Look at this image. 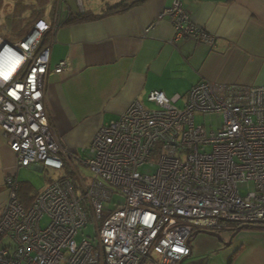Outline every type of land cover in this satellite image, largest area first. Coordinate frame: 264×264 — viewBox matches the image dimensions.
Returning <instances> with one entry per match:
<instances>
[{"label":"built area","instance_id":"obj_1","mask_svg":"<svg viewBox=\"0 0 264 264\" xmlns=\"http://www.w3.org/2000/svg\"><path fill=\"white\" fill-rule=\"evenodd\" d=\"M162 16L170 18L174 41L213 45L180 0ZM50 30L39 20L15 44L0 37V130L17 169L66 168L75 179H55L25 208L16 178H5L0 264H182L195 232L264 227V87L201 81L183 96L152 91L150 107L133 101L95 133L82 159L62 146L45 109L50 46L40 44ZM68 71L66 61L52 69ZM156 153L155 174L142 175ZM75 162L90 171L88 184ZM250 183L252 191L239 190ZM88 222L95 243H76Z\"/></svg>","mask_w":264,"mask_h":264},{"label":"crops","instance_id":"obj_2","mask_svg":"<svg viewBox=\"0 0 264 264\" xmlns=\"http://www.w3.org/2000/svg\"><path fill=\"white\" fill-rule=\"evenodd\" d=\"M28 1L14 3L12 15L25 14L24 24H29L13 44L36 21L51 26L42 44L50 46L45 109L62 146L79 158L88 153L95 133L116 121L133 101L149 106L146 97L152 91L166 97L183 96L201 81L264 87V0H180L191 21L214 37L213 45L190 38L174 41L170 18H159L172 7L173 0H146L124 13L71 25L67 24L70 18L102 14L121 0ZM132 1L136 0H128ZM62 61L69 64V71L54 74L52 69ZM20 170L0 130V208L8 196L5 178L14 176L21 183ZM243 231L233 241H239ZM219 235L227 244L229 234L223 231ZM256 235L263 241V234ZM203 236L207 235L192 238L191 255L182 264L188 260L189 264H264V259L257 257L240 262L239 258L218 260L215 252L227 246L210 236L215 242H199L195 250L194 242ZM248 249L239 250L241 256L252 250Z\"/></svg>","mask_w":264,"mask_h":264},{"label":"rangeland","instance_id":"obj_3","mask_svg":"<svg viewBox=\"0 0 264 264\" xmlns=\"http://www.w3.org/2000/svg\"><path fill=\"white\" fill-rule=\"evenodd\" d=\"M16 1L18 2V4H22V5L29 2L28 0H0V36L5 38L7 40V43L9 44H13V41H15L23 33V30L25 29L24 28L25 27L24 18L26 15L23 14L24 16H21L18 13H15L14 16L12 15L14 3ZM144 106L147 108L150 107L147 105H144ZM201 120L202 119L196 118V124H201L202 123ZM81 155L83 156V159L90 157L88 153L86 154L83 153ZM158 160H159V154L158 153L153 154L149 158L147 164L139 168V172L142 175H147V176L154 175L157 170ZM74 167L76 171L78 172L79 177L88 184L90 181V177L92 176L90 171L86 167L78 164L77 162L74 163ZM66 175L70 176L66 168L60 171L46 168L42 172L21 169L18 179L21 183H24V182L28 183V185L30 186V190H29L30 193L35 194L41 191L45 187V185L48 183L49 180L58 179ZM70 178L75 179V176L72 175ZM253 189L254 187L252 183L248 184L247 187L246 185L239 186V190L242 193L252 191ZM113 202L115 204L121 205L122 199L119 197L118 198L115 197L113 199ZM114 207L115 206L113 204L109 205L110 209H113ZM46 224H47V220L43 219L41 222V226L44 227ZM224 232L229 234V238L227 239V242H229L231 235L233 234L234 231L226 230ZM243 232L245 233L242 237L238 239L239 241L237 242L233 241L229 246H227V248L221 247L217 252H215L217 253L215 255V258H217L218 260H222V261L224 259L226 260L229 258H232V259L239 258L238 262L244 261L249 258L256 260V258L254 257H257V259L259 258L260 260H263L264 259V229H247V230H244ZM257 233L263 234L262 235L263 239H261L263 241H260L258 238H256ZM95 237H96L95 227L91 222H88L87 225L79 231L78 235L75 238V241L76 243H79L81 240L86 239L93 244L95 243L94 242ZM206 241L209 243L215 242L212 238L207 237V236H203L202 239L198 237L196 241L194 242V249L195 250L197 249V245H196L197 243L199 242L207 243ZM211 244H214V243H211ZM205 246H208V245H203V247ZM248 246H250L251 247L250 249L252 250L241 256L242 253L240 251L244 249H248L247 248ZM248 250H246V252ZM189 263L191 262H189L188 260V261H185L183 264H189Z\"/></svg>","mask_w":264,"mask_h":264},{"label":"trees","instance_id":"obj_4","mask_svg":"<svg viewBox=\"0 0 264 264\" xmlns=\"http://www.w3.org/2000/svg\"><path fill=\"white\" fill-rule=\"evenodd\" d=\"M145 1L146 0H136L134 2L133 1L128 2V0H121L116 4L108 6L102 14H99V15H94V14L77 15L76 17L70 18L68 20L67 24L71 25V24H78V23H82V22H86V21L100 20V19H102L106 16H109V15L121 14V13L128 11L132 7L138 5L142 2H145ZM28 24H29V22L26 21L25 27H24L25 29L23 30V33L27 30ZM46 40H47V36H45V34H44L43 38L41 40L40 47H44V45H42V44H44ZM68 174L70 175L69 177H71L73 175L69 171H68ZM66 176H68V175H66ZM71 179H73V178H71ZM29 190H30V186L28 185V183H25V182L19 183L18 182L17 197L25 208H28L32 204L33 200L36 197L34 194H31ZM20 199L21 200L26 199L27 202H29V201L30 202L27 204H24ZM234 227L237 228V225H234Z\"/></svg>","mask_w":264,"mask_h":264},{"label":"water","instance_id":"obj_5","mask_svg":"<svg viewBox=\"0 0 264 264\" xmlns=\"http://www.w3.org/2000/svg\"><path fill=\"white\" fill-rule=\"evenodd\" d=\"M228 222H231V223H239V222H234V221H228ZM263 228H264V227H263V226H260V225H254V224H250V223H245V224L240 225V226L237 228L236 232L238 233L239 231H241V230H245V229H263ZM236 232H234V233H236ZM198 234H204V235H207V236L213 237V238H215L216 240L222 242L221 237H220L219 234L212 233V232H195V233H193V237H196ZM233 237H234V234L232 235V238H233ZM232 238H231V239H232ZM231 239L229 240V242H227V244H226V243H223V242H222V244H223L224 246H229V245L232 243Z\"/></svg>","mask_w":264,"mask_h":264},{"label":"flooded vegetation","instance_id":"obj_6","mask_svg":"<svg viewBox=\"0 0 264 264\" xmlns=\"http://www.w3.org/2000/svg\"><path fill=\"white\" fill-rule=\"evenodd\" d=\"M233 234H234V237L232 238V235H233ZM233 234L231 235V238H232V239L230 238L231 241H233V240L236 238V236H237V232H236V233L233 232Z\"/></svg>","mask_w":264,"mask_h":264}]
</instances>
